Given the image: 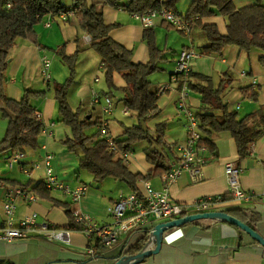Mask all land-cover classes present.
I'll return each mask as SVG.
<instances>
[{
	"label": "crops",
	"instance_id": "1",
	"mask_svg": "<svg viewBox=\"0 0 264 264\" xmlns=\"http://www.w3.org/2000/svg\"><path fill=\"white\" fill-rule=\"evenodd\" d=\"M173 1L175 2L173 9L182 14L186 13L192 2V0ZM256 2L257 0H234L237 8L253 5ZM262 3L264 4V0ZM102 11L108 24L118 23L112 29L111 36L133 51L135 62H147L150 53L144 38L146 28L141 22L122 7L103 5ZM204 21L216 23L222 33L227 32L228 18L225 15L218 14ZM152 28L157 46L162 50V59L158 62L160 70L151 74L149 78L153 87L159 90L165 87V90L160 93L158 99V112L144 121V124L154 132L157 124L167 121L163 148L160 149L164 151L168 161L174 157V145L184 142L187 136L183 128L185 118L178 110L183 81L181 79L173 81L171 74L180 51L187 47L200 51L206 44L207 37L196 22L193 23L189 34L181 33L164 21H159ZM34 29L37 43L29 39H19L10 50L5 90L9 97L20 100L26 88L46 89V95L36 99V104L47 132H40L38 146L26 147L24 158L13 167L7 165V159L13 151L7 150L0 154V178L3 180L0 182V230L4 225L3 204L6 200L7 188L25 185L26 182L32 181L27 187L35 192L34 185L38 181H43L46 175L45 167L41 163L46 152L53 153L55 173L71 189H75L81 183L87 184L89 189L78 202H73L69 195L59 190L51 191L52 199L39 196L38 200L29 202L24 198H18L15 223L18 225L25 216L37 212L39 222L48 221L53 226L66 229L68 216L64 207L54 203L58 200L71 203L74 212L90 215L102 225H111L114 223V218L108 213L109 205L118 199L121 193L132 190L126 183L112 177L96 183L89 172L80 169V155L71 150L67 143L72 137V129L60 121L58 104L54 97L53 82H64L69 76L68 67L58 56L59 48L63 47L68 55H73L78 48L81 50L76 66L75 83L69 89L68 98L72 108L78 110L82 118L96 120L103 116L102 105L91 103V88L94 87L101 95L109 94L115 99V111L109 121V129L113 137L121 138L126 126L137 124L138 119L135 117L127 120V116L133 114L128 115L123 112V102L120 101L123 93L116 89L109 90L107 87L101 57L86 39L85 36L88 34L81 30L74 13L65 16L47 15ZM44 54L52 57V79L49 82L44 80L41 71V58ZM196 74L210 76L216 87L225 77L230 78L231 84L224 91V99L230 109H237L240 117L259 109L264 112L263 51L240 50L238 46L229 45L221 54H200L192 61L188 80L196 81L194 78ZM255 77L259 81L258 86H253L258 90L257 99L245 97L241 88L253 85L252 80ZM96 78L99 81H96ZM114 80L117 87L124 85L123 79L118 74L115 75ZM186 104L193 110H198L201 105L200 94L189 88ZM250 124L262 126L257 118L251 120ZM6 125L7 120L0 115V139L4 135ZM96 129L97 126H94L86 129L85 132L91 135ZM214 139L215 152L204 153L207 156L213 154V158L202 167L201 174L196 178L187 171L183 172L178 181L169 186L171 197L187 207L199 197H220L222 202L214 206L213 211H225L238 217L264 236V198L261 196L264 193V134L251 145L248 155L243 159L239 158L235 140L229 132H221ZM146 146L141 142L125 158L131 170L145 174L153 167L147 160L144 150ZM228 161L234 162L241 168V184L253 194L250 201L237 200L229 196L224 167ZM34 163H39V166L33 168L28 175L21 168L22 166L32 168ZM143 181L145 180L138 182L139 190H143ZM149 181L155 189L164 188L162 177ZM160 222H154L153 226ZM70 231L71 242L65 243L42 237L40 229L26 228L24 237L12 242H0V260L13 264H115L124 256L125 251L136 243V239L142 233V229L135 230L123 235L112 246L103 247L97 242L98 239L89 240L84 230ZM90 248L97 252L96 257L89 254ZM135 264H264V246L240 227L227 221L200 219L168 230L160 250Z\"/></svg>",
	"mask_w": 264,
	"mask_h": 264
},
{
	"label": "trees",
	"instance_id": "2",
	"mask_svg": "<svg viewBox=\"0 0 264 264\" xmlns=\"http://www.w3.org/2000/svg\"><path fill=\"white\" fill-rule=\"evenodd\" d=\"M103 5L122 7L132 14L158 10L165 6L175 8L173 0H0V115L8 121L5 135L0 139V154L7 150L18 152L24 151L26 147L36 148L40 132L45 127L42 117L38 115L40 111L36 99L44 97L46 89L26 88L20 100L6 94V71L10 50L19 39H29L37 43L34 28L45 16L74 13L81 30L91 37V47L101 57L107 87L109 90L116 89L123 93L120 101L137 117L138 123L126 126L121 138L114 137L116 150L110 149V144L101 136L99 129L88 135L86 129L98 126L100 119L82 118L79 111L72 108L68 98L69 89L75 83L81 50L78 48L73 55H68L61 47L58 56L68 67L69 76L64 82L54 81L53 91L60 121L72 129V137L67 143L71 150L80 155V169L89 172L96 183L112 177L139 193L138 182L161 177L168 170L166 155L160 149L163 148L167 121L157 124L154 132L143 124L159 110L158 99L162 90L153 87L149 77L160 70L158 62L162 59V50L157 46L154 29L146 28L144 38L150 58L145 63L135 62L133 51L111 36L112 29L118 23L106 22ZM218 14L228 18L226 33H222L216 23L204 21ZM185 16L193 18V23L196 22L206 34L207 42L198 51L199 54H221L229 45L238 46L240 50L256 49L264 52L262 0L242 8H237L234 0H192ZM116 74L123 79V86L115 85ZM194 78L196 81L188 80V87L201 96V105L198 110H194L203 134L200 144L215 152V136L221 132H229L235 140L239 158H245L251 145L264 134L263 110L259 109L240 117L237 109H230L224 99V91L231 84L230 78L222 79L217 87L208 75L196 74ZM241 90L245 97L257 99L258 90L253 88V85ZM256 118L262 126L250 124V121ZM141 141L149 142L144 150L147 160L153 165L145 174L131 170L122 156L123 153L134 151L135 144ZM155 143L158 147H154ZM1 181L3 180L0 178ZM31 183L32 181H28L23 186L27 187ZM33 190L42 198L52 199L51 190L42 180L34 185ZM54 203L64 207L68 216L67 230H84L83 224L76 220L71 203L58 200ZM141 232L136 243L125 251V255H134L143 250L150 236V228L142 229ZM6 263L13 264L0 260V264Z\"/></svg>",
	"mask_w": 264,
	"mask_h": 264
},
{
	"label": "built area",
	"instance_id": "3",
	"mask_svg": "<svg viewBox=\"0 0 264 264\" xmlns=\"http://www.w3.org/2000/svg\"><path fill=\"white\" fill-rule=\"evenodd\" d=\"M133 15L145 28H152L159 21H164L174 26L183 34H189L193 24V18H188L185 14L166 6L158 10L134 13ZM47 25H49V22ZM85 37L88 41L91 40L89 35ZM199 56L200 54L193 48L187 47L182 49L176 60L175 69L171 74L173 81H179L180 79L183 81L178 101V110L185 118L184 126L187 136L184 142L174 145V157L166 162L168 170L161 176L164 188L162 190L155 189L149 180H145L143 181V190H139V193L133 190L128 193H121L118 199L108 207V213L114 218V223L111 225H102L92 216L75 211L76 220L83 224L85 235L89 240L96 238L103 247H109L116 243L123 235H127L135 230L149 227L151 233L154 227L153 223L156 221L166 222L191 214L210 212L213 211L214 206L222 202V198L220 197H199L187 207L176 202L168 190L169 186L177 182L185 171L196 178L201 174L202 167L213 158V154L210 156L204 154L209 150L207 146L200 144L203 134L200 129L199 118L194 110L186 104L189 95L187 80L190 76L192 61ZM41 65L43 78L49 82L52 79V60L47 54L42 56ZM96 81H99V79L96 78ZM252 84L254 87L258 86L259 81L256 77L253 78ZM164 88L161 87L160 91H164ZM91 95V103L93 105L98 103L102 105L103 116L97 129L100 130L101 136L107 139L110 149L116 150L114 137L109 129L110 116L115 111V99L109 94L101 95L94 87L91 88ZM123 112L124 114H129V110L125 107L123 108ZM38 115L42 117L41 113ZM42 131L47 132V128L44 127ZM128 155L129 153L122 154L124 158H127ZM24 156V151L12 152V155L7 159V165L13 167L14 164L20 163ZM54 159L53 153L46 152L41 161L46 170L43 180L44 185L51 191L59 190L69 195L73 202H78L87 193L89 186L81 183L75 189H71L55 173ZM38 166L39 163H34L32 168L25 166L21 168L26 174H30L32 169ZM224 167L229 196L237 200L250 201L253 198V194L244 189L241 184V168L232 161L226 162ZM261 196L264 198V193ZM18 198H24L29 202H33L40 197L37 193L23 185H14L7 188L6 200L3 204L4 225L0 230V242H12L17 238L24 237L26 235L24 229L26 228L40 229L41 236L48 240H59L65 243L71 242L70 230L53 226L48 221L39 222L37 212H32L25 216L17 225L15 223V214ZM147 243V248L154 246L153 240L151 242L147 241ZM88 252L92 257L97 256V252L93 248L88 249Z\"/></svg>",
	"mask_w": 264,
	"mask_h": 264
},
{
	"label": "water",
	"instance_id": "4",
	"mask_svg": "<svg viewBox=\"0 0 264 264\" xmlns=\"http://www.w3.org/2000/svg\"><path fill=\"white\" fill-rule=\"evenodd\" d=\"M220 219L223 221H227L233 225L240 227L242 230L247 232L252 238L258 241L261 245L264 246V236L261 235L258 231L252 228L247 223L242 220L236 218L233 215L225 211H210L205 213H197L191 214L185 217L177 218L171 221L160 222L153 227L152 232L150 233L149 242L153 240L154 246L152 248H147L148 243L145 244L142 251L134 255H126L117 260L115 264H135L136 262L145 259L151 254L157 253L161 246L162 242L166 239L168 230L182 226L188 222H192L200 219Z\"/></svg>",
	"mask_w": 264,
	"mask_h": 264
},
{
	"label": "rangeland",
	"instance_id": "5",
	"mask_svg": "<svg viewBox=\"0 0 264 264\" xmlns=\"http://www.w3.org/2000/svg\"><path fill=\"white\" fill-rule=\"evenodd\" d=\"M48 55V54H47ZM49 56V55H48ZM51 56V55H50ZM49 56V57H50ZM50 59L52 60V57H50ZM129 114H131V112L129 111ZM128 114V115H129ZM136 116H133V115H129V116H127V120H129V119H131V118H135ZM7 124H8V121H7ZM144 124V123H143ZM144 126H145V124H144ZM183 128H184V131L186 132V129H185V126H183ZM6 129H7V125H6V127H5V129H4V135H5V132H6ZM3 135V136H4ZM141 142H144L147 146L149 145V142L148 141H141ZM141 142H138L137 144H135V147H134V149H136V147L138 146V145H140V143ZM146 146V147H147ZM155 147H158V145L155 143V145H154ZM164 148H165V150H166V147L164 146ZM28 175V174H27ZM236 218H238V217H236ZM238 219H240V218H238ZM241 220V219H240ZM124 256H126L125 254H124Z\"/></svg>",
	"mask_w": 264,
	"mask_h": 264
}]
</instances>
